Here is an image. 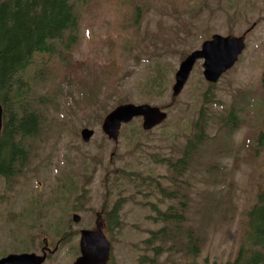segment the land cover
<instances>
[{
    "label": "rangeland",
    "instance_id": "rangeland-1",
    "mask_svg": "<svg viewBox=\"0 0 264 264\" xmlns=\"http://www.w3.org/2000/svg\"><path fill=\"white\" fill-rule=\"evenodd\" d=\"M74 11L76 42L59 47L60 54L38 57L27 72L34 78L29 100L41 119L38 133L28 139L27 163L10 178L0 175V258L39 254L47 237L51 249L58 248L44 264H73L81 229L94 228L97 212L122 199L120 225L106 228L109 264L234 261L247 213L264 186V143L255 151V138L264 131V0H75ZM135 16L138 26L132 24ZM251 26L245 52L212 90L198 60L172 101L185 54L214 33L241 35ZM117 55L126 59L124 75L104 106L83 104L80 78L61 81V72L81 75L92 67L96 73L105 62L110 69ZM159 72L165 74L162 86ZM126 102L161 106L168 118L149 132L142 129V118L134 119L114 143L102 131L103 119ZM203 106L208 107L205 140L178 170L172 163L183 158ZM232 111L236 119L229 117ZM85 127L94 129L89 142L81 137ZM163 188L174 195L163 196ZM170 207L182 215L166 224L159 213ZM178 223L181 232L175 230ZM165 225L169 237L146 243ZM188 229L201 237L197 255L185 252ZM66 231L71 236L63 240Z\"/></svg>",
    "mask_w": 264,
    "mask_h": 264
},
{
    "label": "trees",
    "instance_id": "trees-1",
    "mask_svg": "<svg viewBox=\"0 0 264 264\" xmlns=\"http://www.w3.org/2000/svg\"><path fill=\"white\" fill-rule=\"evenodd\" d=\"M74 1L0 0V101L4 108V125L0 136V175L3 177L10 178L20 172L28 161L29 149L26 145L28 138L39 131L41 112L29 100V86L34 78L30 74L27 75V72L37 62L38 57L60 54L62 51L59 47L68 48L78 38L79 21L74 11ZM138 23V18L135 16L132 24L138 26ZM127 48L124 51L125 56L132 53V46ZM122 58H124L123 55L122 57L117 55L116 60L111 61L110 69L105 67V64L110 62H105L99 70L96 68V73L92 67L87 69L86 74L71 73L72 80H77L76 78L81 80L79 94L86 102H82L84 105L104 106L109 97L115 96L114 93L118 91V84L121 83L124 75L126 59L121 61ZM58 59L61 61L60 58ZM112 66H114L113 70ZM61 75V81L66 80V73L61 72ZM156 77L160 79L158 84L162 86L165 74L159 72ZM85 88L89 92H84ZM71 96L75 97L73 93ZM89 97L90 100H88ZM120 97L121 95L118 94V99ZM205 114V110L202 109L200 121L196 124L195 139L190 140L183 158L176 163L170 162L173 167L178 166V170L184 169L189 164L193 150L205 140ZM232 117H234L233 113L230 114V118ZM263 139L264 132L258 136L260 144L263 143ZM161 193L165 197L174 195L165 188ZM122 205V200H119L106 213L111 229L113 226L120 225ZM151 206L157 209L155 204ZM172 208H168L170 209L168 211L159 209L161 210L159 219L166 224L175 223L176 218L182 215L176 210H171ZM247 215V228L236 259L225 263L207 264H264V186L259 187L256 203ZM175 230L181 232L182 225L175 224ZM171 232L169 226L165 225L152 232V236L146 243L163 240L166 236L169 237ZM70 236L71 233L66 231L60 238L65 240ZM186 236L185 252L197 255L201 252V237L195 235L192 229L186 231ZM153 246L157 251L160 248V246L159 248L156 245Z\"/></svg>",
    "mask_w": 264,
    "mask_h": 264
},
{
    "label": "water",
    "instance_id": "water-1",
    "mask_svg": "<svg viewBox=\"0 0 264 264\" xmlns=\"http://www.w3.org/2000/svg\"><path fill=\"white\" fill-rule=\"evenodd\" d=\"M245 48V35L236 37L233 35L222 36L214 34L211 39L206 40L200 50L189 54L180 64L176 72V83L174 84V96L182 90L195 61L204 58V75L210 82H216L220 76L231 68L238 60L239 55ZM135 116H143V127L151 129L161 123L166 113L160 108L148 104H122L112 110L103 123L104 131L110 138L118 140L119 130L122 123L129 122ZM3 127V108L0 103V134ZM94 131L85 128L82 136L85 141L90 140ZM75 221L80 216L74 215ZM104 223L97 222L95 229H83L81 231L80 251L81 255L76 258L74 264H108L111 254V243L104 233ZM48 239L44 238L42 254L25 252L19 254H8L0 258V264H43L47 258Z\"/></svg>",
    "mask_w": 264,
    "mask_h": 264
}]
</instances>
